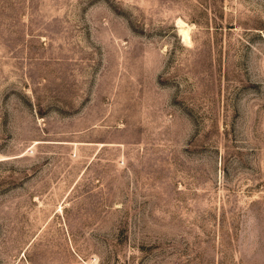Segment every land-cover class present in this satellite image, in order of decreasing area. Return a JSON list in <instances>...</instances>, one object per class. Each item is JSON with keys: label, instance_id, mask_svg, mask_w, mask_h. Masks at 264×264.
Wrapping results in <instances>:
<instances>
[{"label": "rangeland", "instance_id": "rangeland-1", "mask_svg": "<svg viewBox=\"0 0 264 264\" xmlns=\"http://www.w3.org/2000/svg\"><path fill=\"white\" fill-rule=\"evenodd\" d=\"M0 264H264V0H0Z\"/></svg>", "mask_w": 264, "mask_h": 264}, {"label": "bare ground", "instance_id": "bare-ground-1", "mask_svg": "<svg viewBox=\"0 0 264 264\" xmlns=\"http://www.w3.org/2000/svg\"><path fill=\"white\" fill-rule=\"evenodd\" d=\"M178 23L180 24V33L182 34L183 39L185 41L190 40V34H189L190 29L185 26L186 24L184 25L183 21H179Z\"/></svg>", "mask_w": 264, "mask_h": 264}]
</instances>
